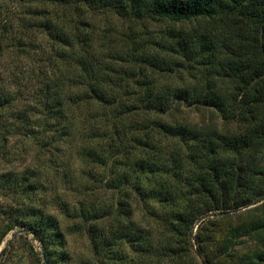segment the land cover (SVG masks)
I'll list each match as a JSON object with an SVG mask.
<instances>
[{
  "label": "trees",
  "instance_id": "trees-1",
  "mask_svg": "<svg viewBox=\"0 0 264 264\" xmlns=\"http://www.w3.org/2000/svg\"><path fill=\"white\" fill-rule=\"evenodd\" d=\"M27 3L39 33L59 58L57 73L70 77H63L62 84L66 86L68 80L70 92L76 93L67 97L61 85L55 86L60 95L53 93L50 85L45 87L47 97L38 116L33 109L32 128H21L18 133L51 148L72 137L71 120L93 107L90 137L114 142L107 148L91 147L80 155L105 168L112 165L115 181L136 190L134 201L126 191L115 206L108 228L113 225L125 230L120 237L106 234L108 228L100 222V211L89 212V222L94 224L89 225L87 233L97 248L96 264H264V0ZM89 10L142 26L148 21L183 26L205 20L211 26L170 28L150 41L140 39L123 48L116 45L97 51L91 42L95 32L89 31L94 24ZM220 20L223 28L215 24ZM194 71L203 81L182 86L164 83L166 77ZM70 100L77 102L80 112L74 114L66 107ZM6 102L10 104L11 100L7 98ZM181 107L213 109L224 123L235 120L238 129L228 131L218 121L200 125L171 119L173 111ZM119 121L127 142L132 143L130 147L127 142H117ZM138 151L147 157L135 159ZM123 158L128 161L125 163H132L121 173L118 162ZM8 183H2L0 191L7 189ZM11 187L19 195L37 191L36 183L25 179L16 180ZM145 199L168 208L164 219L169 228L167 237L133 222L137 200L147 205ZM258 204L247 220L233 222L228 218L227 231L215 224L206 228L204 221L194 234L203 216ZM39 224L30 223L26 228L42 245L45 261L67 264L63 234H50L56 228L54 219L46 215ZM246 236L258 238V248L240 255L234 248ZM191 241L201 262L190 254Z\"/></svg>",
  "mask_w": 264,
  "mask_h": 264
},
{
  "label": "rangeland",
  "instance_id": "rangeland-1",
  "mask_svg": "<svg viewBox=\"0 0 264 264\" xmlns=\"http://www.w3.org/2000/svg\"><path fill=\"white\" fill-rule=\"evenodd\" d=\"M29 6L27 0H0V107H4L2 111L0 110V185L5 181L9 182L8 188L0 191V264H48L42 255V245L34 239L29 228H26L30 223L40 225V221L45 220L46 215L54 219L53 226L56 227L55 230H50V234L58 235L59 231L63 234L65 243L63 251L66 253L67 264H96L97 248L87 233L89 225L94 224L93 221L89 222V212L100 211L98 214L100 222L108 228L114 217L115 206L123 199L125 192L132 195L131 200L134 201L136 190L131 186L124 188L122 182L115 181V176L111 172L112 165L105 168L80 155V152H87L91 147L103 145L102 148H107L110 142H114L110 140L103 143L98 138L90 137L91 131L88 126L91 125L90 110L93 107L84 110L82 108L83 112L71 120L74 125L71 129L75 135L62 139L61 143L58 145L56 143L52 149L40 141L23 138L18 133L21 128H32L31 116L33 117L36 111L33 109L34 107L37 109L35 115L38 116L47 97L45 87L50 85L52 92L60 95L55 86L61 85L67 97L73 92L76 93L74 89L70 92L72 86L68 85L71 83L68 80L66 86L65 83L62 84V80H65L63 77H70L57 73L60 66L59 58L50 51L46 39L39 33ZM219 16L224 15L219 13ZM91 17L94 24L91 23L89 31L95 32L91 42L97 51L98 49L104 51L116 45L123 48L140 39L150 41L160 37L170 28L192 30L195 27L202 29L211 26L209 20L183 26L168 21H148L142 26L140 23H130L114 15H102L89 10V18ZM215 24L223 28V21ZM221 48L226 51L224 46ZM165 79V84L170 82L180 86L186 83L195 85L198 80L203 81L195 71L190 74L180 72L177 76ZM7 98L11 100L10 104H7ZM66 107L72 109L74 114L81 109L78 110L77 102L72 100L68 101ZM220 116L213 109L181 107L180 110L173 111L171 119H185L186 122L200 125L218 121L219 126L228 131L238 129L235 120L224 123ZM37 125L35 124L36 127ZM118 127L121 131L117 142L125 144L128 138L120 121ZM5 136L8 137V143ZM127 145L130 147L132 143L127 142ZM99 150L101 152V148ZM135 153L137 160L147 157L144 152ZM125 161L128 162L123 158L118 162L120 163L118 170L121 173L128 171L132 163V160L129 164ZM20 179L27 180V183H36V193L33 195L15 193L11 184ZM181 187L184 188L185 185L181 183ZM3 193L7 196L3 197ZM138 201L133 215L135 225L152 228L153 233L160 231L167 237L169 228L165 226L164 219L168 208H162L148 199L143 200L147 205H142ZM256 206L259 204L226 214L214 212L203 216L196 224L194 234L199 232L204 221L206 228H213L212 224H215L220 225L221 230L227 231L230 225L228 218L233 222H238L242 218L247 220L254 214ZM210 221L212 222L209 224ZM111 228L106 230L109 236L116 233L117 237H120L121 232L125 231L113 225ZM131 228L127 227L126 230ZM191 242L193 246L190 244V254L197 257L196 244L194 241ZM238 242L234 249L240 255L258 248V238L255 236L243 237ZM116 248H119V245ZM122 248L128 251L126 244H123ZM133 258H137L136 254H133ZM197 258L201 262V258Z\"/></svg>",
  "mask_w": 264,
  "mask_h": 264
}]
</instances>
